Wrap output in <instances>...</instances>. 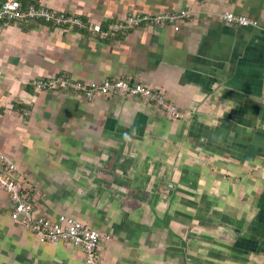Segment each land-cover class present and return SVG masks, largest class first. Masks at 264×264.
Here are the masks:
<instances>
[{
  "label": "crops",
  "instance_id": "crops-1",
  "mask_svg": "<svg viewBox=\"0 0 264 264\" xmlns=\"http://www.w3.org/2000/svg\"><path fill=\"white\" fill-rule=\"evenodd\" d=\"M33 1L104 28L134 13L192 11L179 28L112 36L43 22L0 30V151L39 211L110 234L103 264H264V0ZM226 10L259 25L229 24ZM59 73L150 85L186 117L140 97L88 101L31 84ZM0 263L84 264V254L39 241L1 192Z\"/></svg>",
  "mask_w": 264,
  "mask_h": 264
},
{
  "label": "built area",
  "instance_id": "built-area-1",
  "mask_svg": "<svg viewBox=\"0 0 264 264\" xmlns=\"http://www.w3.org/2000/svg\"><path fill=\"white\" fill-rule=\"evenodd\" d=\"M192 15L189 9L163 11L159 13H134L124 19H116L106 28L100 23L90 22L73 13L49 8L36 2L25 4L24 0H0V30L13 23L43 22L56 28H88L103 36L127 32L129 29L145 26L173 25ZM222 19L239 26H258L259 21L245 14L225 11ZM34 89L60 91L73 94L78 98L92 101L98 96L127 95L140 97L151 106L160 108L174 120L183 119L186 113L177 104L168 100L162 90L150 85L134 82L127 78L108 77L103 81H83L67 73L34 78ZM33 186L24 178L19 169L0 151V193L6 194L11 206V218L24 229L33 233L41 242H63L79 247L84 254V264H103L102 242L112 236L88 225L69 214L47 217L37 208Z\"/></svg>",
  "mask_w": 264,
  "mask_h": 264
},
{
  "label": "clouds",
  "instance_id": "clouds-1",
  "mask_svg": "<svg viewBox=\"0 0 264 264\" xmlns=\"http://www.w3.org/2000/svg\"><path fill=\"white\" fill-rule=\"evenodd\" d=\"M233 105L229 103H225L221 105L220 111L218 113L219 116L223 117L226 112L230 111L232 109Z\"/></svg>",
  "mask_w": 264,
  "mask_h": 264
},
{
  "label": "trees",
  "instance_id": "trees-1",
  "mask_svg": "<svg viewBox=\"0 0 264 264\" xmlns=\"http://www.w3.org/2000/svg\"><path fill=\"white\" fill-rule=\"evenodd\" d=\"M30 2H34L33 0H24V3L27 4V3H30Z\"/></svg>",
  "mask_w": 264,
  "mask_h": 264
},
{
  "label": "rangeland",
  "instance_id": "rangeland-1",
  "mask_svg": "<svg viewBox=\"0 0 264 264\" xmlns=\"http://www.w3.org/2000/svg\"><path fill=\"white\" fill-rule=\"evenodd\" d=\"M1 264V263H0Z\"/></svg>",
  "mask_w": 264,
  "mask_h": 264
}]
</instances>
